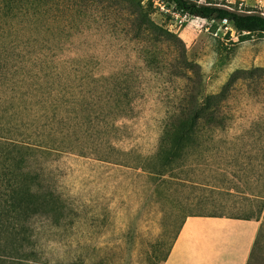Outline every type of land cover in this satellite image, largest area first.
Segmentation results:
<instances>
[{
	"label": "rangeland",
	"instance_id": "obj_1",
	"mask_svg": "<svg viewBox=\"0 0 264 264\" xmlns=\"http://www.w3.org/2000/svg\"><path fill=\"white\" fill-rule=\"evenodd\" d=\"M160 1L172 11L168 0ZM216 2L230 10L264 15V0ZM152 10L153 21L178 35L185 43L187 59L197 65L199 70L193 71L190 81L175 76L183 66L180 62H175L176 69L160 63L147 69L138 42L126 33L119 17L104 13L84 25L72 22L68 25L74 28L65 33L60 31L63 21L55 30H47L0 10L1 254L29 263L30 254L15 253L11 249L6 153L17 155L16 152L32 148H57L61 150L58 155L61 162H65L61 165H68L74 158L83 162L85 158L93 165L110 160L135 169L146 158L142 153L148 142L138 140L144 130L162 128L168 135L167 143L171 139L174 118L188 82L193 87H205L208 93H217L233 71L264 68V35L245 36L240 41L230 23L191 17L179 25L170 13L159 7L152 6ZM162 50L154 48L152 59L168 58L169 50ZM221 108L226 127L201 134V147L193 149L185 163L207 162L236 173L255 195H261L264 190V160H261L264 157V77L257 86L255 83L251 87L241 83L233 86ZM116 124L120 130L115 136L123 134L124 139L114 140L105 131L103 136L101 130L106 125L115 128ZM133 149H137V154L124 155V151ZM35 156L27 158L29 164H36ZM158 166L135 179L137 200L153 184V172ZM254 201L257 209L260 205L263 207L257 242L246 264H264V203L261 198ZM92 239L95 244V238ZM76 240L82 244V238L78 236ZM114 248L117 247L112 246L107 254L108 264H116ZM84 250L76 252V261H88L90 254ZM52 255L61 264L68 259L66 253ZM34 258L39 262V253ZM92 258L99 259L100 253L92 254Z\"/></svg>",
	"mask_w": 264,
	"mask_h": 264
},
{
	"label": "crops",
	"instance_id": "obj_2",
	"mask_svg": "<svg viewBox=\"0 0 264 264\" xmlns=\"http://www.w3.org/2000/svg\"><path fill=\"white\" fill-rule=\"evenodd\" d=\"M104 129L103 136L105 131L124 139L115 136L117 124ZM140 136L148 142L146 158L135 169L85 158L61 165L57 148L6 153L13 252L30 254L28 264H61L53 253L68 255L63 264H108L115 246L116 264H246L261 218L245 185L224 168L191 163L163 175L137 200L135 179L161 163L168 140L162 128ZM33 156L35 165L27 159ZM78 247L90 254L88 261H76ZM96 253L100 258L94 260Z\"/></svg>",
	"mask_w": 264,
	"mask_h": 264
},
{
	"label": "trees",
	"instance_id": "obj_3",
	"mask_svg": "<svg viewBox=\"0 0 264 264\" xmlns=\"http://www.w3.org/2000/svg\"><path fill=\"white\" fill-rule=\"evenodd\" d=\"M168 1L176 10L201 20L218 23L227 20L240 41H243L245 36L264 35V15L261 13L238 12L226 7L198 6L189 0ZM0 10L39 24L41 27H47V30H55L60 21H63V28L60 31L65 33H69V30L74 28L73 23L84 25L94 16L97 18L104 13L110 14L113 17H119L118 19L123 21L122 25L126 33L132 35V39L138 42L147 69L159 63L165 67L176 69L175 62L178 64L180 62L183 66H180L179 72L175 76H182L189 81L191 80L190 75L199 70H197L196 64L187 59L183 40L178 35L169 32L164 26L156 24L151 18L152 5H142L141 0H0ZM69 23L72 24L68 25ZM154 48H158V51L167 48L169 57L163 58L162 61L153 60ZM174 73L176 74V72ZM263 73L264 68L237 69L228 76L217 93H208L205 87H200V85L193 87L187 81L188 84L183 89L181 104L174 118L171 139L165 147L161 163L153 172V183L169 171L191 164L185 163V158L190 155L193 149L201 147L200 135L205 131L226 127L225 119L221 115V103L228 96L231 88L239 83L246 87H251L253 83L257 86L264 77ZM261 160H264V157ZM1 165L3 167V163ZM233 174L245 185L254 198H261L264 203V190L261 195H255L242 178L236 173ZM261 206L263 207L260 205L257 209L258 215L261 212ZM6 239L9 249L7 224ZM0 264L26 263L0 253Z\"/></svg>",
	"mask_w": 264,
	"mask_h": 264
},
{
	"label": "built area",
	"instance_id": "obj_4",
	"mask_svg": "<svg viewBox=\"0 0 264 264\" xmlns=\"http://www.w3.org/2000/svg\"><path fill=\"white\" fill-rule=\"evenodd\" d=\"M190 2L198 5V6H214V7H222L220 4L216 2V0H189ZM142 4H151L153 7H159L162 11H165L166 13H170L176 20V23L179 25L184 24L187 22L192 16L181 12L175 9V7H172V11L170 12L169 9L166 8V6L163 4L160 0H141ZM224 24H229L227 20L222 21Z\"/></svg>",
	"mask_w": 264,
	"mask_h": 264
}]
</instances>
